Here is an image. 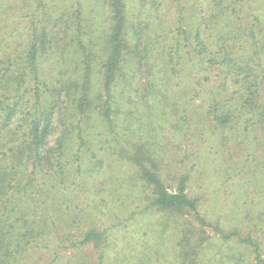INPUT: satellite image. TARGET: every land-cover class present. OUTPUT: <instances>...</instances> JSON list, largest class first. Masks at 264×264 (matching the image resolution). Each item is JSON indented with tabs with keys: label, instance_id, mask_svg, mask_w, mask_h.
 <instances>
[{
	"label": "trees",
	"instance_id": "obj_1",
	"mask_svg": "<svg viewBox=\"0 0 264 264\" xmlns=\"http://www.w3.org/2000/svg\"><path fill=\"white\" fill-rule=\"evenodd\" d=\"M99 1L103 19L92 22L91 30L79 17L43 13L41 31L34 28L21 50L8 52L0 39V264H36L37 252L49 253L45 264H58L62 256L74 264L89 245L95 264L105 260L108 229L91 224L72 232L73 219L67 220L69 197L72 202L81 176V152L101 164L88 133L93 119L105 128L98 149L127 163L128 176L135 175L140 185L127 200H145L146 210L167 214L166 224L173 218L174 264H197L202 245L213 240L219 248L234 240L246 245L253 264H264V242L253 239L251 229L243 235L238 228L221 227L219 218L211 221L198 197L187 192L190 169L173 190L159 175L167 125L171 145L189 142L195 154L209 142L210 126L224 150L264 149V0H189L188 21L183 24L180 10L178 21L164 30L150 22L163 6L160 0ZM46 61L52 66L44 67ZM184 82L190 84V100L198 101L191 118L173 96ZM138 112L137 129L131 130ZM146 113L150 121L142 119ZM120 122L131 133L120 134ZM69 166L74 167L70 182ZM146 187L150 195H144ZM254 198L257 218L264 220V193ZM206 227L218 238L203 236ZM228 259L242 260L234 254Z\"/></svg>",
	"mask_w": 264,
	"mask_h": 264
},
{
	"label": "rangeland",
	"instance_id": "obj_2",
	"mask_svg": "<svg viewBox=\"0 0 264 264\" xmlns=\"http://www.w3.org/2000/svg\"><path fill=\"white\" fill-rule=\"evenodd\" d=\"M39 1L0 0V12L3 15L0 18V39H4L3 43L8 52L21 50L34 28L38 33L41 31L43 24L40 18L43 13L64 12L68 20L71 17H79L82 26L86 21L90 24L87 30L92 29V22L103 19V5L99 0H41L40 3L44 5L39 4ZM160 2L163 6L157 16L150 18V22H156L163 30L168 29L178 21L180 10L185 19L183 24L188 21L189 0H181L179 4L173 0ZM48 30L46 28V31ZM55 31L59 30L55 28ZM52 62L55 63L53 60ZM52 62L46 61L44 67L49 68ZM189 85H186V82L181 83L180 87L173 91V96L191 118L198 112V101L190 100L192 94L189 93ZM139 115V112L133 114L134 118H137L132 121L131 130L137 129V119L141 118ZM146 115L148 113L143 114L142 119L150 121L152 118ZM197 121H200L199 117ZM124 126L126 127V123L120 122V134L131 133L128 128L124 129ZM196 129L198 130L194 126L192 131L197 136ZM171 130L172 127L167 125L160 143L162 160L159 175L167 189L173 190L184 170L190 169L187 192L196 195L202 208L207 209L201 212L205 211L211 221L219 218V225L223 228H238L243 235L251 229L253 239L259 238L260 242H264V220H261L262 216L257 218V200L253 199L258 193H264V149L253 147L237 154L232 148L224 150L220 143L212 138L214 130L210 126L209 130L205 131L209 142L204 141L199 148L200 153L195 154V145H189V142H183L179 147L172 146ZM104 132L105 128L99 121L93 119L89 122L88 133L95 138V143L92 144L93 153L101 158V164L94 165L95 160L89 152H81V176L75 180L72 202L71 197L68 202V223L73 219V222L68 224L70 231L85 230L91 224L100 225V229H108L111 244L102 264H174L177 262L175 244L178 236L173 228V218L166 224L163 221L167 214L161 215L151 209L146 210L145 200H127L140 185L135 175L128 176L131 169L127 163L114 161V154L109 149H98L97 143L104 139ZM126 141L124 138L123 143ZM169 147L167 156L165 151ZM73 150L71 147L67 152L68 159L71 158ZM73 173L74 167L69 166V182ZM114 176L123 179L115 181ZM146 194L150 195L148 188L144 195ZM259 227L261 230L256 231L255 228ZM202 230L206 238H218L211 228ZM202 230L197 229V235H201ZM229 245V248H219V242L216 240H213L212 244L202 245L197 264H233L228 259L231 254L242 258L240 264L255 262L246 245H240L235 240ZM64 257L62 256L58 264H68L63 261ZM50 258L49 253L37 252L32 262L45 264ZM262 258L264 259V253ZM73 263L95 264L96 252L89 245L80 251Z\"/></svg>",
	"mask_w": 264,
	"mask_h": 264
}]
</instances>
